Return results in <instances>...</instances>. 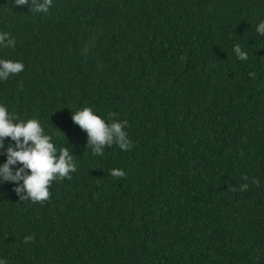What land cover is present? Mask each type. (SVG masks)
<instances>
[{
  "label": "trees",
  "instance_id": "1",
  "mask_svg": "<svg viewBox=\"0 0 264 264\" xmlns=\"http://www.w3.org/2000/svg\"><path fill=\"white\" fill-rule=\"evenodd\" d=\"M30 4L0 0V32L16 41L0 45V59L25 65L0 81V104L37 119L77 170L43 204L0 182V259L264 264V0H53L48 13ZM84 107L127 120L133 147L94 155L72 120Z\"/></svg>",
  "mask_w": 264,
  "mask_h": 264
},
{
  "label": "clouds",
  "instance_id": "2",
  "mask_svg": "<svg viewBox=\"0 0 264 264\" xmlns=\"http://www.w3.org/2000/svg\"><path fill=\"white\" fill-rule=\"evenodd\" d=\"M53 0H31L29 10L34 13H48ZM15 5H28L29 0H14ZM256 31L264 35V21H261ZM15 38L9 33L0 32V45L14 48ZM87 48L85 49V52ZM234 51L241 61L248 59V54L241 50L239 44L234 46ZM25 65L20 61L11 59H0V81L7 80L10 76L18 75L24 70ZM250 76L255 77L254 73ZM116 113H109L111 123L98 114H95L90 107H84L73 113L72 120L88 134V146L91 147L94 155H103V146L111 147L116 144L122 151H128L133 147L131 140L125 131L129 127L127 120L118 121L113 119ZM5 138H11L5 148ZM0 150L6 153V161L0 164V182H16L15 191L20 195V201L30 200L33 203H45L50 200V186L55 180L71 179V173L77 170L73 154L68 147L59 149L52 142V137L46 135L41 123L37 119L27 121L19 117L0 104ZM19 163L20 167L13 170L14 165ZM110 175L114 178H126L123 169L114 168ZM247 179V177H244ZM22 181V183H19ZM253 184L259 185V179H253ZM248 185L241 186L240 191L247 190ZM35 236L27 235L23 238L24 243L34 242ZM0 264H7V261L0 259Z\"/></svg>",
  "mask_w": 264,
  "mask_h": 264
}]
</instances>
